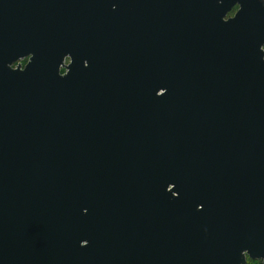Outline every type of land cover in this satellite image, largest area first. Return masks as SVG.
Instances as JSON below:
<instances>
[{"label":"water","instance_id":"obj_1","mask_svg":"<svg viewBox=\"0 0 264 264\" xmlns=\"http://www.w3.org/2000/svg\"><path fill=\"white\" fill-rule=\"evenodd\" d=\"M246 258L264 0H0V264Z\"/></svg>","mask_w":264,"mask_h":264},{"label":"flooded vegetation","instance_id":"obj_2","mask_svg":"<svg viewBox=\"0 0 264 264\" xmlns=\"http://www.w3.org/2000/svg\"><path fill=\"white\" fill-rule=\"evenodd\" d=\"M239 4H235L234 6L231 7L230 11L226 13L224 19L227 20V19H231L235 16V13L236 11L239 9ZM20 67L22 68L23 65L26 63V58L21 60L20 62ZM65 63L67 64L68 63V59L65 60ZM64 70H61V73H63Z\"/></svg>","mask_w":264,"mask_h":264},{"label":"trees","instance_id":"obj_3","mask_svg":"<svg viewBox=\"0 0 264 264\" xmlns=\"http://www.w3.org/2000/svg\"><path fill=\"white\" fill-rule=\"evenodd\" d=\"M245 264H262V263L259 260H251L249 258H246V263Z\"/></svg>","mask_w":264,"mask_h":264}]
</instances>
